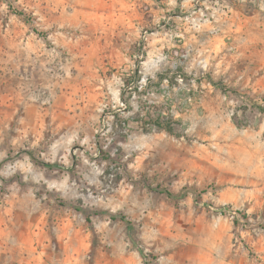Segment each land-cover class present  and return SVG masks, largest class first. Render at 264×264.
<instances>
[{
  "label": "rangeland",
  "instance_id": "374dc122",
  "mask_svg": "<svg viewBox=\"0 0 264 264\" xmlns=\"http://www.w3.org/2000/svg\"><path fill=\"white\" fill-rule=\"evenodd\" d=\"M28 42L0 77V264H200L222 223L261 237L233 189L264 181V0H0V47Z\"/></svg>",
  "mask_w": 264,
  "mask_h": 264
},
{
  "label": "crops",
  "instance_id": "0c3cea01",
  "mask_svg": "<svg viewBox=\"0 0 264 264\" xmlns=\"http://www.w3.org/2000/svg\"><path fill=\"white\" fill-rule=\"evenodd\" d=\"M24 31L21 30L20 33H24ZM18 45V43H11L8 51L0 47V77L9 75L10 78L11 74L13 77L18 68L27 65L24 63V59L26 55L32 54V46L29 45V42L24 48H19ZM37 46V54L40 52L41 55H45V64H47L48 49L44 48L42 44ZM15 75L18 77V72ZM248 184L250 186L237 188L238 190L233 189L236 196H241L236 202V206L243 207L242 209L250 217L249 219L259 224L261 218L264 217V181L256 179L253 183L250 181ZM248 184L244 182V185ZM239 235L242 243L234 241L235 234L232 233V224L222 223L218 230V237L222 241L215 245L213 252L203 255L200 264H264V235L256 238L251 229L240 231L236 236L237 239ZM249 246L254 248L256 258L250 256L248 250H245Z\"/></svg>",
  "mask_w": 264,
  "mask_h": 264
},
{
  "label": "trees",
  "instance_id": "16d2710c",
  "mask_svg": "<svg viewBox=\"0 0 264 264\" xmlns=\"http://www.w3.org/2000/svg\"><path fill=\"white\" fill-rule=\"evenodd\" d=\"M171 124H172L171 117H164L162 115H159L154 119V127H156L158 130L167 131L168 133H173Z\"/></svg>",
  "mask_w": 264,
  "mask_h": 264
},
{
  "label": "built area",
  "instance_id": "2783aa9c",
  "mask_svg": "<svg viewBox=\"0 0 264 264\" xmlns=\"http://www.w3.org/2000/svg\"><path fill=\"white\" fill-rule=\"evenodd\" d=\"M234 216H236L235 212L233 213V217ZM238 220L241 221V223H245V220H244V218L242 216H239ZM253 230H254L255 235L258 236V237H260V236H262L264 234V226H260L258 228L253 229Z\"/></svg>",
  "mask_w": 264,
  "mask_h": 264
}]
</instances>
